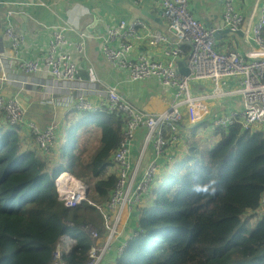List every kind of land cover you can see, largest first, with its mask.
I'll list each match as a JSON object with an SVG mask.
<instances>
[{"label":"trees","instance_id":"obj_1","mask_svg":"<svg viewBox=\"0 0 264 264\" xmlns=\"http://www.w3.org/2000/svg\"><path fill=\"white\" fill-rule=\"evenodd\" d=\"M101 109L80 113L50 154L34 140L24 148L22 126L5 122L0 128V264H51L62 236L74 239L63 261H86L91 240L82 226L98 227L92 215L98 210L87 202L65 208L54 180L67 173L85 185L87 201H109L118 177L111 158L123 121ZM91 128L99 139L85 156L82 141ZM214 132L219 138L211 148H189L153 181L131 219L138 233L113 264H264V216L251 226L246 220L264 192V131L235 125Z\"/></svg>","mask_w":264,"mask_h":264},{"label":"built area","instance_id":"obj_2","mask_svg":"<svg viewBox=\"0 0 264 264\" xmlns=\"http://www.w3.org/2000/svg\"><path fill=\"white\" fill-rule=\"evenodd\" d=\"M155 1L160 5L167 22L165 34L151 32L143 20L120 19L107 28L101 51L103 58L113 67L125 71L130 81L155 79L161 88L171 91L173 100L169 108L161 113H147L120 98L115 87L107 85L103 91L104 102L100 105L90 101L84 94H78L73 101V108L77 112H95L104 108L108 113L121 115L123 121L122 137L111 158L118 170L117 181L109 201L103 206L95 205L102 216L107 240L114 237L123 208L127 207L129 212L132 211L150 191L158 171V162L163 158L169 144L176 143L179 135L184 133L182 107L185 106L186 118L192 124L202 120L204 111L199 106L198 98L192 94L191 82L209 80L212 86L211 96L214 98H223L229 93L227 88L231 80L237 85L234 93L241 99V108L214 118L211 123L213 129L227 130L238 125L242 131H253L256 128L264 131V3L259 4L261 0H256L254 12L258 7L259 16L255 23L251 27L246 26L244 31V35L253 41L256 48L247 56H243L236 51L221 52L216 49L214 34L217 29L206 27L195 19L189 11L188 0ZM236 3L237 0H225L222 14L223 28L228 29L231 34L240 31L244 21ZM11 15L12 12L8 11L7 17ZM64 31V28L49 31L41 63L34 60H18L17 55L24 37L16 33L9 22L4 34L10 42L12 59L23 77L2 74L0 82L30 85L33 89L34 85L29 79L34 78L40 72V65H43L48 77L56 84L77 83L79 69L70 49L82 55L85 42L69 41ZM168 35L174 38V42H168ZM140 42H147L150 46L163 45V54L168 62L162 63L160 60H150L143 56L133 59V49ZM180 58H184L186 62L188 76L179 73L177 69L176 63ZM0 68L4 70L1 57ZM89 80L92 84L98 82L93 70L89 71ZM72 90L80 92L78 88ZM25 113L17 95L6 98L0 94V116L6 124L11 128L24 126L31 134L37 149L44 154H50L51 152H48L56 146L58 140V124L50 122L40 128L32 120L26 119ZM139 128H144L145 134L137 157L132 162L129 159L130 144ZM150 146L153 158L142 165ZM54 186L58 199L65 208L73 209L85 202L92 203L87 201L85 185L67 173L60 174L54 180ZM260 208H264V192L260 197ZM82 229L91 240L83 264H99L109 249V242L104 246L98 245V231L91 224L83 225ZM137 233L138 229L134 230L117 246V256L123 252L127 240ZM60 241H66L67 250H70L74 243L68 236L61 237ZM62 256L59 242L51 264H66Z\"/></svg>","mask_w":264,"mask_h":264},{"label":"crops","instance_id":"obj_3","mask_svg":"<svg viewBox=\"0 0 264 264\" xmlns=\"http://www.w3.org/2000/svg\"><path fill=\"white\" fill-rule=\"evenodd\" d=\"M0 2V57L4 67V70H0V78L2 74L23 77L12 59L10 42L4 34L9 22L14 31L24 37L17 55L18 60H34L41 63L45 42L51 30L64 28V35L69 41L83 40L85 42V51L82 55L78 54L76 50L70 49V54L79 69L77 83L60 82L56 84L48 77L43 65H40V72L34 78L29 79L34 86L32 90H24L21 104L25 108L26 119L32 120L38 127L43 128L50 122H55L59 127L57 135L59 134L61 137L63 132V136L64 134L67 136L66 127L72 122L80 120V113L73 108V101L77 95L84 94L90 101L100 105L104 102L105 85L115 87L120 98L147 113H161L163 111L160 110L163 106L169 108V104L173 100L171 91L161 88L155 79L130 81L125 71L113 67L103 58L101 51L107 28L116 24L120 19L128 21L140 19L146 23L151 32L165 34L167 22L162 15L160 5L155 0H0ZM224 2L225 0H188V8L192 16L206 27L217 29L216 26H220L222 29ZM12 3L19 5L13 6ZM38 3H44V5L41 6ZM262 3L264 0L259 2V4ZM255 4L256 0H237L236 8L244 20L240 30L242 35L218 33V37H215V47L218 51H236L247 56L249 52L255 50L256 45L244 35L246 26L251 27L259 16L258 7L254 12ZM8 11L12 12L10 17H7ZM168 42H174V38L170 35H168ZM142 56L150 60H160L162 63L168 62L163 54V45L150 46L147 42L136 44L131 57L137 59ZM183 60L184 58H180L178 61ZM90 70L95 72L97 83H89ZM190 86L192 94L198 98L204 115L200 122L191 124L187 123L185 111L181 110L182 126L185 131L179 135L176 143L169 144L163 158L158 162L156 184L160 176L167 173L169 168L174 167L187 155L189 148L197 146L201 149H208L214 145L219 138L211 125L214 118L241 108V99L234 93L237 88L234 80L228 83L229 93L223 98L211 96L212 86L209 80L191 82ZM9 87L14 88L13 84L9 82L8 88L1 92L3 95L5 93L6 97L15 95L14 92H10ZM73 88H78L80 92L72 90ZM4 126L5 120L0 116V128L5 129ZM21 128L22 133L19 137L22 139L20 142L24 148L30 147L32 141L28 136L29 133L24 126ZM254 130H261V128ZM144 134L145 129L139 128L131 141L129 159L132 162L137 157ZM59 136L58 138H60ZM95 139L98 140L99 136ZM151 150L150 146L143 158L142 165L153 158ZM134 214L135 211L130 213L127 207L123 208L116 233L111 240L106 238L101 214H92L94 220L98 218L99 222V226L95 228L97 231H103L101 236L98 235L97 244L104 246L109 242V249L99 264L114 263L117 246L136 230L135 224L131 222ZM260 215L264 216V208L258 209L252 216H249L252 225L259 217H262ZM123 216L124 223L120 225ZM66 247L67 243H60L61 251L64 254L69 251Z\"/></svg>","mask_w":264,"mask_h":264},{"label":"rangeland","instance_id":"obj_4","mask_svg":"<svg viewBox=\"0 0 264 264\" xmlns=\"http://www.w3.org/2000/svg\"><path fill=\"white\" fill-rule=\"evenodd\" d=\"M4 95H5V93H4ZM167 108H168V106L167 107L166 106H163L160 111H163L164 112ZM182 109L185 110V106H183ZM187 123H191L189 121V119H187ZM90 130H91V132H89L88 134H86L85 137H84V139H83V141H82V148L84 150H87L88 151L85 154V156H87L89 154V152L93 149L94 144H95V138H97L96 136L98 134L97 130H95L94 128H91ZM58 136H59V134H58ZM62 136H63V132L61 133V137L59 136L60 138H58L57 143H56V146H53L52 149L48 153L55 152L56 151V149H57L56 147L58 146L59 143L61 144L63 142V139L65 138L66 134H64L63 137ZM31 141H33L32 138H31ZM54 163H56V162H54ZM54 163H50V166H52ZM142 203H143V200L140 201V203L138 205L141 206ZM88 204L90 206H92V207H95V205L93 203H88ZM134 211H135V213L137 212V206L132 211H130V213H133ZM246 220H247V222H249V226H251L252 225V222H250L249 218H247ZM251 221H252V219H251ZM123 223H124V216L122 218V221H121V224L120 225H122ZM119 229H120V227H119ZM61 242H65L66 243V241H60V243Z\"/></svg>","mask_w":264,"mask_h":264},{"label":"water","instance_id":"obj_5","mask_svg":"<svg viewBox=\"0 0 264 264\" xmlns=\"http://www.w3.org/2000/svg\"><path fill=\"white\" fill-rule=\"evenodd\" d=\"M217 27V32L214 34L215 37H218V33H221V34H231L230 31L228 29H225L222 27V29H220V26H216ZM237 34H240L242 35V32L241 31H237L236 32ZM232 35V34H231ZM185 61H178L176 63L177 65V69L179 71V73L185 75V76H188V71L185 69ZM14 88L13 87H9L10 88V92H15L16 91V94L18 95L19 98H24V91L22 90H32V87L30 85H20V84H13ZM1 88H8L7 86V83L6 82H0V90ZM85 194H86V191H85Z\"/></svg>","mask_w":264,"mask_h":264},{"label":"clouds","instance_id":"obj_6","mask_svg":"<svg viewBox=\"0 0 264 264\" xmlns=\"http://www.w3.org/2000/svg\"><path fill=\"white\" fill-rule=\"evenodd\" d=\"M0 70H1V68H0ZM7 83V82H6ZM7 86H8V83H7ZM4 88H1V90H0V94H2L1 92H2V90H3ZM22 91H24V90H22ZM15 93V95H17L16 94V91L14 92ZM3 95V94H2ZM14 95V96H15ZM4 96V95H3ZM4 97H6V96H4ZM13 97V96H12ZM17 97H18V95H17ZM6 98H10V97H6ZM19 98V97H18ZM22 98H20V100H21ZM78 113H80V112H78ZM69 175V174H68ZM71 176V175H70ZM71 177H73V176H71ZM74 178V177H73ZM75 179V178H74ZM76 180H78V179H76ZM155 180H156V178H155ZM154 180V181H155ZM79 181V180H78ZM81 182V181H80ZM152 187V186H151ZM87 192V191H86ZM99 213V212H98ZM100 214V213H99ZM87 224H89V223H87ZM63 237V236H62ZM61 239V238H60ZM73 245V244H72ZM72 245H71V247H72ZM69 252V251H68ZM64 254V253H63ZM67 254V253H66ZM118 257V256H117Z\"/></svg>","mask_w":264,"mask_h":264},{"label":"bare ground","instance_id":"obj_7","mask_svg":"<svg viewBox=\"0 0 264 264\" xmlns=\"http://www.w3.org/2000/svg\"><path fill=\"white\" fill-rule=\"evenodd\" d=\"M63 178V177H62ZM72 240H74V239H72Z\"/></svg>","mask_w":264,"mask_h":264}]
</instances>
